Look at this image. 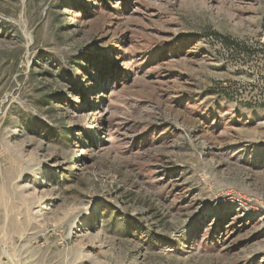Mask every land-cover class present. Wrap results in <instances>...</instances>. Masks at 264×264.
Masks as SVG:
<instances>
[{"label":"rangeland","instance_id":"374dc122","mask_svg":"<svg viewBox=\"0 0 264 264\" xmlns=\"http://www.w3.org/2000/svg\"><path fill=\"white\" fill-rule=\"evenodd\" d=\"M0 264H264V0H0Z\"/></svg>","mask_w":264,"mask_h":264}]
</instances>
